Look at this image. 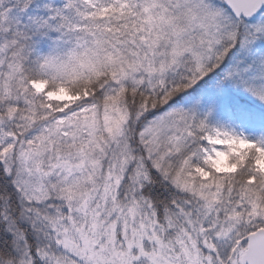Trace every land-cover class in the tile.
Wrapping results in <instances>:
<instances>
[{
  "label": "snow or ice",
  "instance_id": "6c2138e0",
  "mask_svg": "<svg viewBox=\"0 0 264 264\" xmlns=\"http://www.w3.org/2000/svg\"><path fill=\"white\" fill-rule=\"evenodd\" d=\"M0 264H264V0H0Z\"/></svg>",
  "mask_w": 264,
  "mask_h": 264
}]
</instances>
